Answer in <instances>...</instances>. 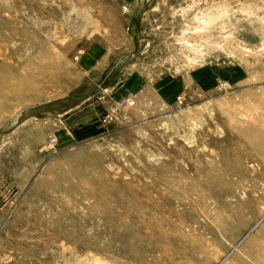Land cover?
Instances as JSON below:
<instances>
[{
    "label": "rangeland",
    "instance_id": "obj_1",
    "mask_svg": "<svg viewBox=\"0 0 264 264\" xmlns=\"http://www.w3.org/2000/svg\"><path fill=\"white\" fill-rule=\"evenodd\" d=\"M0 264H264V0H0Z\"/></svg>",
    "mask_w": 264,
    "mask_h": 264
},
{
    "label": "crops",
    "instance_id": "obj_2",
    "mask_svg": "<svg viewBox=\"0 0 264 264\" xmlns=\"http://www.w3.org/2000/svg\"><path fill=\"white\" fill-rule=\"evenodd\" d=\"M93 53L96 55L95 52H93ZM96 57H97V58L100 57L99 59H102V58H101L102 56H101L100 54H99L98 56H96ZM100 62H101V61H100ZM102 64H104V63H102ZM98 65H101V63H98ZM111 74H112V73H108L107 76H111ZM96 75L98 76V75H100V74L95 73L94 76H96ZM139 79H141V77L139 76V74H136V75L133 76V80H136V81H137V80H139Z\"/></svg>",
    "mask_w": 264,
    "mask_h": 264
},
{
    "label": "water",
    "instance_id": "obj_3",
    "mask_svg": "<svg viewBox=\"0 0 264 264\" xmlns=\"http://www.w3.org/2000/svg\"><path fill=\"white\" fill-rule=\"evenodd\" d=\"M109 80H110V76H108V77L106 78L104 84L102 85V89H103V90H106V89H107V87H108V85H109V83H108Z\"/></svg>",
    "mask_w": 264,
    "mask_h": 264
},
{
    "label": "trees",
    "instance_id": "obj_4",
    "mask_svg": "<svg viewBox=\"0 0 264 264\" xmlns=\"http://www.w3.org/2000/svg\"><path fill=\"white\" fill-rule=\"evenodd\" d=\"M91 133H92V132L87 131L86 133L79 134L78 137H79V138H83L84 136L91 135Z\"/></svg>",
    "mask_w": 264,
    "mask_h": 264
}]
</instances>
